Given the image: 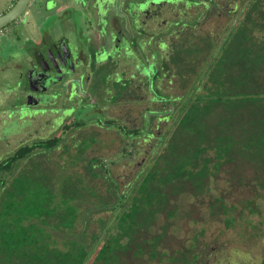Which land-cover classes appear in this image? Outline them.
Wrapping results in <instances>:
<instances>
[{
  "label": "rangeland",
  "instance_id": "1",
  "mask_svg": "<svg viewBox=\"0 0 264 264\" xmlns=\"http://www.w3.org/2000/svg\"><path fill=\"white\" fill-rule=\"evenodd\" d=\"M225 1L230 2L229 10L232 13L219 12V15L206 16L204 23L196 29L197 35H188V40L192 41L191 47L188 46L178 56L169 59L168 63L172 68L165 74L161 84V89L166 96L172 99L181 96V101L186 102L191 90L193 92L197 86L209 84L208 78L212 73L209 69L210 62L221 52L228 37L246 21L240 18L248 0ZM14 3V0H0V15L7 12ZM63 5L68 8L62 13L63 18H58V21L68 22L70 27L66 29L71 34L76 32L77 28L83 30L87 25L83 32L87 35L89 22H91L88 15L92 5L90 1L32 0L31 5L26 9V14L6 26L5 30L8 29L6 33H10L6 36V41L4 38L0 42V103L4 106L0 110H4L3 115H6L4 127L0 128V161L20 146L33 145L31 143L35 141L56 139L58 142L51 150L35 147L28 158L13 167L9 175H5L6 186L0 187V214L5 211L3 209L8 202V195L14 192L13 185L21 178L28 179L30 189L40 199L45 200L40 206H46L42 211L43 214L42 212L33 216L27 214L29 218L22 219L19 224L8 220L7 228L11 231L19 230V227L24 229L31 226L39 227L44 231L42 235L46 234L45 241L50 246L64 251L68 249L67 245L71 237L77 234L83 233L87 237L86 242L91 250L103 246L108 240H111L109 242L113 245L112 239L116 237L119 246L114 244L119 248L113 252L118 254L117 263L121 264H186V259H193L191 264H204V257L210 253L211 246H215L219 252L224 248L223 259L229 264H247L244 251L255 259L262 257L264 251V163L260 162V158L264 160V151L254 149L258 146H248L245 143L242 145V141L247 142L249 137L258 139L262 136L264 102L259 104L255 101H245L234 106L237 114L233 120L239 119V121L234 123L231 121V131L235 134L233 137L236 144L230 147L253 149H247L250 151L243 152L245 155L233 164L228 163V159L215 160L213 154L200 156L199 158L203 159L200 165L202 164L203 167L209 165L205 172L201 170L202 168L196 170L199 173L194 174V179L191 181L173 180L164 189L161 188L163 193L153 194L160 199H163V196L168 199L167 201L159 200L152 203V208H140L139 214L135 216L136 224L140 227L138 234L129 232L122 234L118 223L114 225L118 211L122 212L125 209L126 212H130L126 202L124 205L122 201L118 202L121 196L132 197L131 191L136 182L143 178L141 172L144 174L147 171L154 175L156 170L162 173L166 168L172 173L163 162L165 154H169L172 150H179L178 152L182 154L186 152V149L192 150L195 146L183 143L185 141L183 130L180 132L181 129L178 130L176 124L178 116L176 103H168L163 107L165 110H161L160 104H154L157 103L156 100L165 101L163 100L165 96H157L159 94L154 92L152 72L149 74L146 69L144 70L146 76L144 80L148 82L150 92L148 101L138 99L139 92L132 102L127 100L119 103L113 100L109 102L111 99L108 95L111 93L105 91L108 96L106 98L110 99L105 101L107 104L102 102V98L97 100L98 103L91 102L90 97L100 94L104 89L98 84L83 90V96L77 99L75 105L68 106L63 101L61 106L47 107V112L53 114L49 117H44L42 114L46 111H43L40 112L42 117L28 118V115L37 114L38 111H31L26 108L27 106H23L20 115L27 117L14 118L13 104H17L18 100L13 97H17L16 92L23 91L25 87L24 73L33 47V44L27 45L28 40L38 44L40 41L38 28L48 19L50 21L51 17L53 20L50 23L59 25L58 21L54 20L57 16L54 14V8ZM255 5L257 11L250 17L260 23L258 18L264 12V1L256 2ZM44 6L52 9L53 13L46 15ZM243 14L245 15L244 12ZM262 16L261 19H264V14ZM60 28L63 29L62 26ZM60 33L66 34L62 30ZM42 34L46 39L53 37L47 25L42 28ZM254 36L259 41L264 40V28L257 25ZM183 41L182 38L181 42ZM5 42L12 44V48ZM72 43L74 46L79 45L76 39ZM24 45L25 47H22ZM106 47L110 48L109 42L106 43ZM152 47L150 45V49ZM107 48L105 49L109 51ZM97 51L99 49L92 48V52ZM112 54L114 53L109 55ZM153 54L154 51L150 52L147 62L137 60L136 63L143 62L146 65L145 68L148 67L147 64L150 68L151 63H156V56ZM105 59L98 58L97 65L99 63L102 65ZM14 63L23 66L14 69ZM102 68L104 66L97 70L101 71ZM122 68L123 63L118 61L115 71L120 73ZM131 68L128 64V73ZM208 69L209 76L203 78ZM20 73L23 77H19ZM103 74L104 72L98 74L99 80L103 78ZM13 86L17 88L14 96L11 92ZM243 86L247 93L251 92L253 86L264 88V72L252 82L245 81ZM202 91L206 90H197L196 93ZM236 92L230 97L241 94L239 90ZM225 97H229L227 93ZM150 106L153 113L145 114L144 112ZM66 108L69 111L64 113L62 118L54 119L56 117L54 113H59ZM48 109L51 110L48 111ZM57 110L59 111L56 112ZM215 110V113L207 117V124L211 127L214 123L218 126L223 120L221 118L217 121L225 109L219 106ZM102 111L104 115H101ZM141 111L145 114L143 118L140 116ZM66 116L68 117L64 118ZM158 118L160 121H157ZM163 118L169 119L165 122ZM123 119L131 121L133 127H139L138 130L145 129L142 122L147 121L149 129H145L141 135L137 136L131 145L129 140L124 141L119 130L116 129V125L118 127L122 125ZM243 129L246 130L243 131ZM205 130L202 131V135L208 136V130ZM212 130V128L209 129L211 135H227V129ZM246 131L248 136L244 139ZM252 132L254 136L251 135ZM147 135L149 139L144 142ZM192 138L194 140V136ZM219 147L220 151L226 149L223 145ZM197 160H199L198 157ZM89 168L92 169L94 177L88 171ZM159 181L161 182L162 179ZM69 191L78 193L81 197L68 198ZM67 205L77 210L76 219L70 228L63 227L61 225L63 220L58 219L59 214L63 215L64 210L69 209ZM19 206L22 207L21 204ZM48 209L54 213L46 215ZM103 224L106 226L104 233L100 228ZM92 236L96 237V241L92 239ZM141 238H146L147 241H138ZM131 245H133L132 250ZM98 250L97 255L100 256L101 252ZM27 251L25 249L23 252ZM14 260L18 259L14 258ZM112 261L115 262L113 258L98 259L96 263L108 264L107 262ZM259 263L254 261V264Z\"/></svg>",
  "mask_w": 264,
  "mask_h": 264
},
{
  "label": "flooded vegetation",
  "instance_id": "2",
  "mask_svg": "<svg viewBox=\"0 0 264 264\" xmlns=\"http://www.w3.org/2000/svg\"><path fill=\"white\" fill-rule=\"evenodd\" d=\"M16 1L17 0H14V2ZM31 1L27 7L31 5ZM89 1L92 5H90V11L88 12L91 22H89L87 35L83 34L87 25L83 30L77 28V31L71 34L70 31L66 29L70 27L69 23L65 21L61 23L58 21V18H63L62 13L68 8L63 5L62 7L57 6L54 8V14H57L54 20L56 22L58 21L59 25H52L50 22L53 20V17H51L50 21L48 19L38 28L40 35L39 43L35 44L33 40H28L27 45L30 46L33 44V47L31 56L26 63L27 68L24 73L26 78L25 87L23 91L18 90V92H16L17 88L14 86L11 89L13 96L18 93L17 97H13L18 100L17 104H13V108L15 109L14 118L27 117H22L20 115V110L23 106H27L26 108L31 111H38L37 114L28 115V118L35 119L36 116L42 117V115L44 117H49L53 114L47 112V107H52L54 105L55 107L61 106L63 101L68 106L72 104L75 105L77 104V99L83 96V90L91 85L98 84L104 89L100 94L96 96L92 95V97H90L91 102L98 103L97 100L99 98H102L101 100L104 103L110 99L109 102L112 100L118 103L126 100L132 102L134 96L138 95L139 92L138 99L141 101L146 99V101H148L150 99V97H148L150 92L148 82L145 81V69L149 74L150 71L148 70L151 69L153 73L151 75L152 83L157 84L162 93L161 95H163L164 90L161 89V84L166 72L169 73L172 68L168 63L169 59L171 60L175 58V56H178L180 52L188 48V46L191 47L192 41L188 40L189 36L197 35L196 29L204 23V18L206 16H212L214 14L219 15V12L224 14L232 13V11L230 12L229 10L230 2L225 0H161L158 3L156 2L157 0H88V2ZM44 10L46 15L52 12V9H48L45 6ZM24 14H26V10ZM46 25L53 34L52 38L46 39L44 34H42V28ZM60 26H62L63 29H61ZM5 29L6 27L0 30V42L1 39L4 38L6 41V36L10 33H6L8 29ZM60 30L65 31L66 34L62 35ZM78 30L81 33H79ZM182 38L184 40L183 42H181ZM74 39H76V43H79L78 46H74L72 43ZM107 42H109L110 48L106 47ZM181 44H183V46H181ZM6 45L12 48V44L6 43ZM150 45L153 46L152 49H150ZM22 47H25V45ZM93 47L95 50L99 49V51L92 52ZM105 48L109 49V51ZM152 51H154L153 55L156 56V63H151L150 68L148 64V67L145 68L146 65L143 62L136 63L137 60H145V62H147L150 52ZM105 52L108 53L105 54ZM112 52L114 53L112 54L113 56L109 55ZM101 57L106 59L102 61V65H100V63L97 65V59ZM118 61L123 63V68L120 73L115 71ZM106 63H108V65H105ZM128 64L132 67L129 70L130 73H128L127 70ZM22 66L23 65L19 63L13 64L14 69ZM103 66L104 68H102L101 71L97 70V68ZM134 67L136 69H134ZM2 69L4 68L2 67ZM155 71L160 72V76H158L156 81L153 77ZM101 72H104V74L103 78L99 80L97 76ZM19 77H23L22 73L19 74ZM105 91L111 93L108 95L110 99L106 98L108 96L105 94ZM154 92L156 91L154 90ZM156 101L157 103L154 104H164L161 103L162 101L160 100ZM3 107L4 106L0 103V109ZM151 107L152 106L147 108L144 113H153ZM51 109H48V111ZM162 109L164 108L162 107ZM43 111H46V113H40ZM58 111L59 110L56 112ZM67 111H69L68 108L62 109L59 113H54V116L56 115L54 119H58L59 117L62 118V115ZM0 112L1 128L4 127L3 123H5L4 120L6 118L4 117L6 115H3L5 112L4 110H0ZM144 113L142 111L140 112L141 118L145 116ZM101 115H104V111H102ZM67 117L68 116L64 118ZM121 121L122 125L119 127L116 125V129L119 130L124 141L127 142L129 140L131 145L133 140L137 139V136L141 135L145 129H149L146 124L147 121L146 123L142 122L145 129L141 128L140 130H138L139 127H133L131 121H126L125 119ZM157 121H160V119L158 118ZM148 137L147 135L144 142H147L146 139H149ZM37 142L38 141H35L31 144ZM228 148L229 147L226 146V150ZM242 148L251 149L250 147H238L239 150ZM207 155L211 156L212 153L210 152ZM198 159L199 160L194 161L192 164L193 174H198L199 171L196 172V170L201 168V170H203V168H209L208 163V166L205 167H203L202 164L200 165L203 159L199 157ZM215 162L217 163V161ZM206 170L207 169H204L203 172ZM140 174L143 175L142 172ZM164 196H166V194H164ZM162 198L164 197L162 196ZM161 201H163V199H161ZM223 252L224 248L219 252L215 246H211L210 253L204 257V264H229L223 259ZM244 252L248 261L247 264H254V261H257V263L260 262L259 264H264V251L262 252L263 256L257 259L250 256L247 251ZM192 260L193 259H186V264H191L193 262Z\"/></svg>",
  "mask_w": 264,
  "mask_h": 264
},
{
  "label": "trees",
  "instance_id": "3",
  "mask_svg": "<svg viewBox=\"0 0 264 264\" xmlns=\"http://www.w3.org/2000/svg\"><path fill=\"white\" fill-rule=\"evenodd\" d=\"M261 1L264 0L246 1L242 10V14L244 12L245 15L243 14L242 16L241 14L240 18V20L245 19L246 21L244 25L240 24L236 31L228 37L221 52L210 62L209 69L212 73L210 74V70L208 69L209 71L205 72L203 77H208L210 74L208 85H203L202 87L199 85L193 92L191 90L190 97H188L186 102L181 101V96L180 98L172 99L163 94V96H165L163 100L165 101H162L161 103L164 104L160 106L164 107L168 103H176V112H178L179 116V118L177 116L176 124L178 130L181 129L180 132L183 130L182 134L185 138L183 143L188 145L193 144L195 146L192 150L186 149V152L182 154L178 152L179 150H172L169 154H165L163 162L171 169L172 173L166 168L162 173L156 170L154 175L146 171L142 176V180L139 182L137 181L131 191V194H133L132 197L128 198L126 195H123L120 201L117 200L120 203L122 201L123 205L126 202L128 204V209H130V212H126L125 209H123L122 212L118 211L116 216L117 220L114 219V223L116 222L114 225L116 226L118 223V228L122 234L125 232H129L130 234L139 233L140 227L136 224L135 216L139 214L141 209L152 208V203H156L159 200L161 201L157 195L153 194L163 193L161 188L164 189V187L173 180L187 182L194 179L192 164L194 161H197V157L206 156L211 152L215 160L220 161L222 159H228V163L233 164L234 162L237 163L240 157L245 155L243 152L250 151L247 150L248 148L239 150L238 148L230 147L236 144V140L233 137L235 134L231 131V121L232 123L239 121V119L233 120V117L237 114L235 113L234 106L245 101H255L259 104H263L264 102V88L262 86V88L253 86L250 93H247L243 86L245 81L252 82L260 77V73L264 72V40L259 41L254 36L257 25L258 27L264 28V19H261L264 12L260 10L262 12V15L258 18L260 23H258L257 20L254 21V19L250 17L251 14L257 11L255 3ZM149 71L151 72V69ZM158 76H160V72L155 71L153 76L155 81ZM153 85L154 90L160 96L162 93L157 84L154 83ZM203 89L206 91H202L198 94L196 93L197 90L201 91ZM237 90H239L241 94L231 98L230 96L236 94ZM226 93L227 96H229L228 98H224ZM163 96L161 97L163 98ZM219 106L223 107L225 110H223V114L218 117L217 121H220L221 118L223 120L218 126L214 123L211 127V125L209 126V124H207V117L215 113V108ZM168 119L169 118H163L162 120L167 122ZM209 127L216 131L219 129H227V135H211L209 134ZM205 129L208 130V136L202 135V131H206ZM245 130L246 129H243V131ZM251 135L254 136V133L252 132ZM193 136L194 140H192ZM246 136H248L247 131L244 139ZM243 143L248 146H258L257 148L254 147V149H259L260 152H263L264 124L262 126V136H259L258 139L249 137L247 142L242 141V145ZM56 145V139L40 141L33 145H23L11 155L1 160L0 187L4 188L6 186L4 179L5 175H9L13 167L22 160L28 158L35 147L42 148L43 150H51L55 148ZM221 145L228 146L230 149L228 148L227 150L224 149L220 151L219 146ZM205 159L207 160V158ZM205 159L204 161H206ZM260 162L264 163V160L260 158ZM204 169L206 168H203V170ZM91 170V168L88 169L90 174L94 177V173ZM159 179H162V181L160 182ZM12 189L14 192H10L8 195L10 198L8 197V202L4 205L3 210L5 211L0 214V264H97L96 262L98 259L106 260L107 258H113L115 260V262H107L108 264H121L117 263V260H119L117 259L118 254L113 252L119 248L114 244L116 243V245H118V239H116V237L112 239L113 245L109 242L111 240H108L103 246L96 249L92 248L91 250L86 242L87 237H85L83 233L77 234L71 237L67 245L68 249L64 251L50 246L45 241L47 238L46 234L42 235L44 231L39 227L31 226L26 229L19 227V230L10 231L6 225L8 220L15 224H19L22 219L29 218L27 214H32V216L36 215V213L41 214L45 209L44 207H46H43V205L40 206L45 200L40 199L39 196L30 189L27 178H21V180L13 185ZM142 193H144L143 196ZM79 196L78 193H72L71 191H69L67 195L68 198L72 199ZM163 201H167V199L163 198ZM20 204L22 207L19 206ZM33 205H35V207ZM67 207L69 209H67V211L64 210L65 212L63 215L59 214L58 219L60 218V220H63L61 223L63 227L70 228L73 221L76 219L77 210L73 206L67 205ZM12 208L15 210H11ZM47 212L46 215L54 213L53 211H49V209ZM100 228L102 233L106 231V226L104 224L101 225ZM92 239L96 241L95 236H92ZM138 241H147V239L141 238L138 239ZM132 248L133 245H131V250ZM25 249L28 251L23 252ZM97 249H99L98 252H101L100 256L97 255ZM14 258L18 260L16 261Z\"/></svg>",
  "mask_w": 264,
  "mask_h": 264
},
{
  "label": "water",
  "instance_id": "4",
  "mask_svg": "<svg viewBox=\"0 0 264 264\" xmlns=\"http://www.w3.org/2000/svg\"><path fill=\"white\" fill-rule=\"evenodd\" d=\"M31 0H17L15 4L3 15L0 16V30L8 24L20 18Z\"/></svg>",
  "mask_w": 264,
  "mask_h": 264
}]
</instances>
